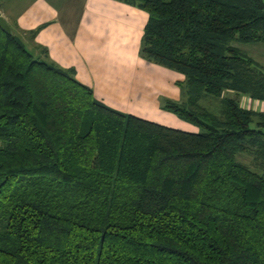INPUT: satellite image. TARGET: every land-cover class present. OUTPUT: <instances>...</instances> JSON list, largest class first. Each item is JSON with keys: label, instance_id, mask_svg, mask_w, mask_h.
<instances>
[{"label": "trees", "instance_id": "1", "mask_svg": "<svg viewBox=\"0 0 264 264\" xmlns=\"http://www.w3.org/2000/svg\"><path fill=\"white\" fill-rule=\"evenodd\" d=\"M138 56L182 76L160 110L117 112L0 30V264H264V0H120ZM218 100L214 114L202 105ZM237 155L249 161H236Z\"/></svg>", "mask_w": 264, "mask_h": 264}, {"label": "crops", "instance_id": "2", "mask_svg": "<svg viewBox=\"0 0 264 264\" xmlns=\"http://www.w3.org/2000/svg\"><path fill=\"white\" fill-rule=\"evenodd\" d=\"M0 17L34 57L71 69L103 105L161 126L176 118L160 100H179L182 76L138 56L147 15L120 0H0ZM264 71V44H233ZM264 113V103L240 99ZM175 118V119H174ZM177 120V119H176ZM179 122V120H178Z\"/></svg>", "mask_w": 264, "mask_h": 264}, {"label": "rangeland", "instance_id": "3", "mask_svg": "<svg viewBox=\"0 0 264 264\" xmlns=\"http://www.w3.org/2000/svg\"><path fill=\"white\" fill-rule=\"evenodd\" d=\"M137 57H139V56H137ZM182 81H183V79H182ZM181 82H179V83H181ZM176 88L178 89L177 86H176ZM178 92H179V89H178ZM202 105H203V107H205L207 110H209L210 112H212L214 114H217L218 111H219V102H218V100L205 99V100L202 101ZM172 121H173L172 124L170 122H167V124L175 126L174 128H171V129L178 130V131H181V132H187V133H197L198 132V130L196 128H194V127H192V126H190V125H188V124H186L184 122H181V121L178 122V119L177 120L175 119V120H172ZM166 126H164V127H166ZM167 128H170V127H167ZM236 161L240 162V163H245V162L249 161V158L247 156L237 155L236 156Z\"/></svg>", "mask_w": 264, "mask_h": 264}, {"label": "water", "instance_id": "4", "mask_svg": "<svg viewBox=\"0 0 264 264\" xmlns=\"http://www.w3.org/2000/svg\"><path fill=\"white\" fill-rule=\"evenodd\" d=\"M0 30H2L7 34L11 32L9 26L7 25V23H5V21L1 17H0Z\"/></svg>", "mask_w": 264, "mask_h": 264}]
</instances>
